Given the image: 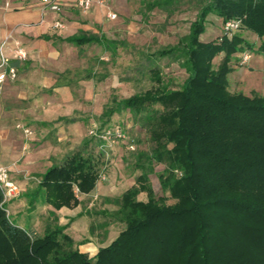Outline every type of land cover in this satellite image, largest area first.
I'll return each instance as SVG.
<instances>
[{"label":"trees","instance_id":"16d2710c","mask_svg":"<svg viewBox=\"0 0 264 264\" xmlns=\"http://www.w3.org/2000/svg\"><path fill=\"white\" fill-rule=\"evenodd\" d=\"M172 3L156 0L147 7ZM209 14L224 23L240 20L241 28L258 38L256 53L264 55V0H202L190 32L157 53L182 61L188 74L182 86L170 89L153 69L152 89L115 99L102 114L110 120L129 111L147 122L155 146L138 160L165 166L159 179L169 196L156 197L144 165L138 164L144 173L117 200L115 214L124 229L89 257L65 226H48L40 234L32 225L13 221L0 187V264H264V97L230 91L231 60L250 53L244 48L249 43L241 34L224 32L215 41H201ZM66 41L82 46L104 39L81 33ZM220 54L224 57L216 69L213 62ZM106 144L100 140V147ZM38 179L31 207L42 201L55 210L74 208L81 203L79 195L95 190L99 163L79 150ZM143 192L146 201L139 199ZM169 199L175 202L168 204Z\"/></svg>","mask_w":264,"mask_h":264},{"label":"rangeland","instance_id":"374dc122","mask_svg":"<svg viewBox=\"0 0 264 264\" xmlns=\"http://www.w3.org/2000/svg\"><path fill=\"white\" fill-rule=\"evenodd\" d=\"M99 1L103 22L96 29L104 32V46L87 45L81 56L65 50L58 65L47 64L53 69V77L57 78L56 74L60 72L59 82H70L72 86L56 91L38 86L33 88L31 84L38 85L39 80L29 75L20 93L22 98L16 95L3 99V95L0 96V165L9 169L12 180L20 189V195L6 203L7 213L17 224L30 227L36 221L29 198L38 185V175L79 150L98 160L99 189L87 197L79 195L81 215L72 222V236H75L77 246L88 242L106 245L124 229V223L115 214L120 208L117 200L137 184V179L144 173L143 167L156 197L169 196L159 179L165 166L148 163L146 158L138 160L140 153L151 154L155 146L147 122L137 121L138 118L129 111L116 113L110 120L103 118L102 114L115 99L129 98L152 89L155 85L153 69L161 73L170 89L182 86L188 76L182 61L177 56L158 57L157 53L178 45L190 32L202 6V0H173L168 7L149 10L147 3L156 0ZM109 14H115L116 18L111 19ZM227 22L209 14L201 41L208 43L222 36ZM236 33L249 43V47H244L245 51L256 53L258 45L254 42L258 38L243 28ZM238 54L231 60V66ZM243 55L242 64L228 75V87L230 91L238 92L240 82L245 79L248 89L253 88V92L258 91L264 97V63H249L250 58L245 62ZM223 57L220 54L214 59L216 69ZM48 67L45 64L41 68L46 72ZM69 90L75 94L73 99H69ZM94 128L98 133L122 129L129 140L136 142L135 150L129 149L126 142L94 137L90 134ZM100 140L107 142L106 147H100ZM138 164L144 166L141 168ZM139 199L146 201L147 193H141ZM174 202L169 199L167 203ZM43 206L37 226L40 234L46 231V218L48 226L58 224L54 215L47 217ZM29 207L32 210L27 213Z\"/></svg>","mask_w":264,"mask_h":264},{"label":"crops","instance_id":"0c3cea01","mask_svg":"<svg viewBox=\"0 0 264 264\" xmlns=\"http://www.w3.org/2000/svg\"><path fill=\"white\" fill-rule=\"evenodd\" d=\"M59 2L62 6V12L56 14L53 11L45 9L44 5L39 0H0V46L6 42L8 50H11L15 44H20L29 52V58L26 61H15V65L19 72V78L16 82H8L5 85L2 93L3 99H10L11 96L16 95H19V98H22L20 93L23 92L24 84L26 80H28L29 75L33 79L38 78L39 80L38 85L36 83L31 84L33 88L38 86L54 91L60 88H69L72 84L70 82L60 83L57 78L62 74L59 72L56 74L57 78L53 77V69L49 68L47 64L58 65L61 61L60 57L65 50L71 53L77 52L81 56L87 45L96 44L98 46H104V41L102 44L91 43L82 46H77L66 41L67 38L81 33L105 39L104 32H100L99 30L97 32L96 29L103 22V11L102 8L99 7V0H93V6L89 13H83L77 7L75 0H59ZM56 20H61L64 24V28H54V22ZM242 55V53H239L236 56V59H234L232 66L233 73L236 71V68H238V64H242ZM249 63H256L259 65L264 63V55L252 53ZM45 64L46 67H48V71L46 72L41 68ZM36 71H40V73L35 74ZM41 71L43 72L41 73ZM56 71L59 70L57 69ZM244 80L240 82L237 91L243 92L246 95H251L253 88L248 89ZM66 93L67 92H65V94ZM69 93V99H73V97H75L74 92L69 90ZM1 133L2 130H0V134ZM2 145L4 147V142ZM97 189H99V182L95 191ZM83 196L87 197L88 195ZM41 205H44L43 207L47 210V217H49L50 212L55 213L58 220L57 223L60 226H65L67 228L66 233L74 239L75 236H72L74 230L72 222L81 215L79 208L82 203L74 208L63 207L60 210H55L51 205L39 201L33 210L29 207V210L27 209L26 211L28 213V211L32 210L35 214L34 218L36 221H34L32 226L37 230L39 223L38 217L39 214L42 213ZM9 206L11 205L9 204ZM14 209L15 208L13 207L12 211L15 213ZM18 213H20V211ZM45 221L46 229L49 220L46 218ZM21 226L24 227L26 225ZM101 246L104 245H98L94 242H88L86 244L79 243L78 249L80 252L89 255V257H94Z\"/></svg>","mask_w":264,"mask_h":264},{"label":"built area","instance_id":"2783aa9c","mask_svg":"<svg viewBox=\"0 0 264 264\" xmlns=\"http://www.w3.org/2000/svg\"><path fill=\"white\" fill-rule=\"evenodd\" d=\"M45 7V9L60 14L62 12V6L59 0H39ZM77 7L83 13H89L93 6V0H75ZM111 19H115V14H109ZM54 28L62 29L64 24L61 20H56L54 22ZM241 28L240 20H232L225 24L224 34L227 36H233L238 29ZM29 58L28 50L20 44H15V46L8 50V45L4 42L0 46V96L2 95L5 85L8 82H13L18 77V68L13 64L14 61L24 62ZM250 54L243 56V61H248ZM94 137H101L106 141L112 140L126 142V145L131 150H135V143L133 140H129L126 134L120 129L108 130L102 135L98 134L97 130L94 128L90 132ZM106 147V146H105ZM0 187L4 191L5 199L4 201L8 203L13 198L20 195V189L17 184L12 180L10 176L9 169L6 166L0 165Z\"/></svg>","mask_w":264,"mask_h":264}]
</instances>
